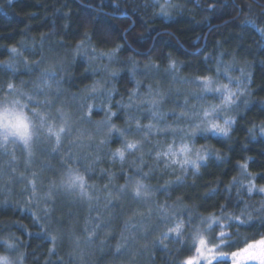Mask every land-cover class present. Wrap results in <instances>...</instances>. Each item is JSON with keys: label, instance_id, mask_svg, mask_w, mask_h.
<instances>
[{"label": "clouds", "instance_id": "9594fccd", "mask_svg": "<svg viewBox=\"0 0 264 264\" xmlns=\"http://www.w3.org/2000/svg\"><path fill=\"white\" fill-rule=\"evenodd\" d=\"M0 264H264V0H0Z\"/></svg>", "mask_w": 264, "mask_h": 264}]
</instances>
